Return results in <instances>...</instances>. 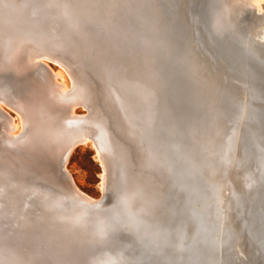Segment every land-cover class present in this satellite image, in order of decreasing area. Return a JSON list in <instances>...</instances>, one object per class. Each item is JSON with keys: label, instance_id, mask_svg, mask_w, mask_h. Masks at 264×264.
I'll use <instances>...</instances> for the list:
<instances>
[{"label": "bare ground", "instance_id": "6f19581e", "mask_svg": "<svg viewBox=\"0 0 264 264\" xmlns=\"http://www.w3.org/2000/svg\"><path fill=\"white\" fill-rule=\"evenodd\" d=\"M263 2L0 0V264H264Z\"/></svg>", "mask_w": 264, "mask_h": 264}, {"label": "rangeland", "instance_id": "374dc122", "mask_svg": "<svg viewBox=\"0 0 264 264\" xmlns=\"http://www.w3.org/2000/svg\"><path fill=\"white\" fill-rule=\"evenodd\" d=\"M50 63L54 66L57 65L53 60H50ZM8 109L14 113V109ZM67 165L82 189L93 195L100 194L99 183L102 176V165L90 143L76 145L70 153Z\"/></svg>", "mask_w": 264, "mask_h": 264}, {"label": "water", "instance_id": "95a60500", "mask_svg": "<svg viewBox=\"0 0 264 264\" xmlns=\"http://www.w3.org/2000/svg\"><path fill=\"white\" fill-rule=\"evenodd\" d=\"M63 180H64V179H63ZM67 191H68V189H67ZM77 195H80V194H77V193H76L74 196H77ZM79 197H81V196H79ZM100 197H101V196H100ZM100 197H99V198H100Z\"/></svg>", "mask_w": 264, "mask_h": 264}]
</instances>
